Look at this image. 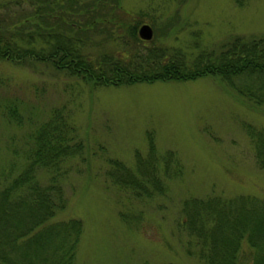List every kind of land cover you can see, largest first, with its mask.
<instances>
[{"label":"rangeland","instance_id":"rangeland-1","mask_svg":"<svg viewBox=\"0 0 264 264\" xmlns=\"http://www.w3.org/2000/svg\"><path fill=\"white\" fill-rule=\"evenodd\" d=\"M120 2L144 15L137 27L149 23L154 37L189 57L237 34L264 35V0ZM117 31L121 39L128 36L124 26ZM12 98L23 121L15 125L0 114V165L13 158L20 163L16 152L30 120L45 118L51 106L65 108L82 142L60 162L65 205L54 215L81 220L75 264H203L176 225L182 200L213 193L264 197V166L257 165L244 129L245 123L264 127V106L216 75L89 85L43 62L0 58V102ZM148 133L157 154L174 151L180 172L160 176L162 192L134 196L105 174L107 158L132 165L135 149L146 153ZM36 174L41 181L48 176L42 168Z\"/></svg>","mask_w":264,"mask_h":264},{"label":"trees","instance_id":"trees-1","mask_svg":"<svg viewBox=\"0 0 264 264\" xmlns=\"http://www.w3.org/2000/svg\"><path fill=\"white\" fill-rule=\"evenodd\" d=\"M143 17L120 0H0V58L43 62L89 85L212 74L253 104L264 106V35L237 34L189 57L153 34L141 39L136 27ZM120 26L128 32L122 39ZM15 101L0 102V114L20 125L22 112ZM35 119L24 135V147L16 152L22 153L20 163L13 158L0 165V264H75L81 220L54 215L65 205L60 162L80 151L82 142L61 105ZM244 129L253 157L263 167L264 127L245 123ZM146 142L144 155L134 150L132 165L107 158L105 174L134 196L162 192L160 176L180 172L172 149L157 154L151 133ZM38 168L48 173L44 181L37 177ZM180 209L176 225L188 235L203 264H264L263 196H188ZM118 214L130 218L123 211Z\"/></svg>","mask_w":264,"mask_h":264},{"label":"water","instance_id":"water-1","mask_svg":"<svg viewBox=\"0 0 264 264\" xmlns=\"http://www.w3.org/2000/svg\"><path fill=\"white\" fill-rule=\"evenodd\" d=\"M137 34L141 39L148 40L152 36V27L149 23L143 22L137 27Z\"/></svg>","mask_w":264,"mask_h":264}]
</instances>
